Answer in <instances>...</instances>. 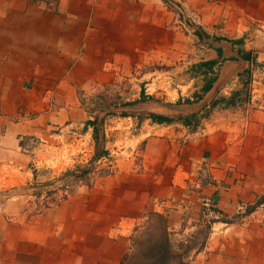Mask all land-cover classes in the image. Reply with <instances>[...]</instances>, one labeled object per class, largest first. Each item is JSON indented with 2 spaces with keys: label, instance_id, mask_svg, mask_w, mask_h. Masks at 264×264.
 <instances>
[{
  "label": "crops",
  "instance_id": "1",
  "mask_svg": "<svg viewBox=\"0 0 264 264\" xmlns=\"http://www.w3.org/2000/svg\"><path fill=\"white\" fill-rule=\"evenodd\" d=\"M168 1L0 0L1 191L33 177L32 141L94 139L80 91L151 62L190 69L162 102L137 93L101 120L108 153L98 160L109 174L90 175L31 220L23 200L0 206V264H120L157 214L174 242L191 238L203 196L221 219L189 264H264V0H175L198 35ZM205 80L214 82L197 100ZM166 107L183 119H138ZM240 203L248 212L237 219Z\"/></svg>",
  "mask_w": 264,
  "mask_h": 264
},
{
  "label": "rangeland",
  "instance_id": "2",
  "mask_svg": "<svg viewBox=\"0 0 264 264\" xmlns=\"http://www.w3.org/2000/svg\"><path fill=\"white\" fill-rule=\"evenodd\" d=\"M167 4L175 11L181 24L187 28L194 29L195 33L199 34V29L194 26V23L185 18L181 1L170 0ZM197 43L195 42V46H197ZM174 69V66L169 69L162 62H151L134 69L132 75H125L122 80L111 85L80 91L81 102L91 114V120L97 117V125L100 128L101 124L99 121L115 114L116 108L124 106V103H127V99L135 98L137 93H139V100H141L143 93L146 95V92H149L150 95L147 96L150 99L144 101L162 102L164 99H162L163 97L160 93L179 89V85L186 84V75L190 72V69L175 70V72ZM170 70H172L171 73L169 72ZM209 81L200 82L199 86H205ZM180 104H184L182 100L177 103V105ZM120 113L121 115L127 114L129 116L137 114L131 111H122ZM151 114L163 115L172 120L183 119L173 107L161 108L153 113L143 111L139 112L137 116L138 119H144ZM185 119H188V117ZM120 132L121 128L118 131H113V133L118 134V138L121 136L119 140L124 138ZM123 135H125V132ZM128 145L121 146L120 144V149L125 155H130L131 148L127 147ZM31 146L37 148V155L35 154L36 163L33 164V177L31 180L27 184L17 187L2 184L3 190H0V206L8 200H23L25 204V211L21 216L23 219L31 220V218L43 212L46 208L60 204L69 194L71 195L81 182L90 183V175L94 174L95 178L109 174V171L106 170L107 166L99 163V160L94 156L96 147L94 139L88 138L87 140L84 135L71 132L61 133L60 136H56L50 142L32 141ZM84 171H87V173L83 174ZM67 172L70 173L67 174ZM239 217L242 219L244 216L236 214V218L238 219ZM161 223L160 219L153 216L151 224L153 227H151L150 232L154 236L157 232L156 226L161 227ZM146 234V229H143L133 236L131 250L128 255L133 253L138 243L144 242ZM206 236L207 228L199 229L195 239L188 243V247L194 249L200 246ZM178 246L179 244L177 243ZM191 258V256H188L184 259L189 262ZM178 262L179 260L175 259L174 264H178Z\"/></svg>",
  "mask_w": 264,
  "mask_h": 264
},
{
  "label": "trees",
  "instance_id": "3",
  "mask_svg": "<svg viewBox=\"0 0 264 264\" xmlns=\"http://www.w3.org/2000/svg\"><path fill=\"white\" fill-rule=\"evenodd\" d=\"M214 80H210L209 83H207L205 86L202 87V91L200 94H197L195 99L199 100L202 98L203 94L206 93L212 86ZM146 99H150L149 96L145 95L144 93L142 94V98L140 101H144ZM221 99L216 100L213 103V106H216ZM224 100V99H223ZM123 116H128L127 114H122ZM149 118L155 122V123H170L173 120L165 117L163 115H155L151 114L149 115ZM193 119V118H191ZM101 123V121H99ZM184 123L189 124L190 119H185L183 120ZM98 119L97 117L94 120H90L88 124L93 128L94 131V140L96 142V147H95V157L96 159H100V157L105 156L108 151L104 149L101 143V133H100V128L97 125ZM70 172H67L69 174ZM87 171H84L83 174H86ZM264 202V196L259 198L257 201L256 205H259ZM248 212V211H247ZM157 219H160L162 221L161 227L156 226L157 232L155 233L156 235L154 236L151 232L150 229L151 225H149L146 228V237L143 243H138L137 246L134 248V251L130 255H126L122 262L120 264H174L175 259H178L179 262L178 264H189L188 261H185V257L191 256L193 252L201 250L208 238L209 232L211 225L207 223L203 218L201 217V225L199 229L201 228H207V236L204 240V242L198 246L195 247L194 249H191L188 247V243L192 241V239H195L198 230L196 233L189 239L183 242H174L171 238V234L168 232L167 227H166V220L162 215H155ZM240 219V217L238 218ZM152 224V223H151ZM177 243L179 246L177 247Z\"/></svg>",
  "mask_w": 264,
  "mask_h": 264
},
{
  "label": "built area",
  "instance_id": "4",
  "mask_svg": "<svg viewBox=\"0 0 264 264\" xmlns=\"http://www.w3.org/2000/svg\"><path fill=\"white\" fill-rule=\"evenodd\" d=\"M247 207L244 203H240L236 207V214L245 216ZM201 217L209 224L216 223L221 219V214L217 211L215 202L210 196H203L201 199Z\"/></svg>",
  "mask_w": 264,
  "mask_h": 264
}]
</instances>
